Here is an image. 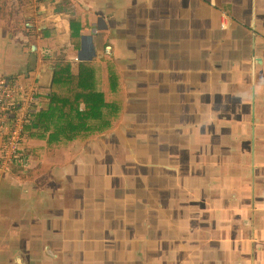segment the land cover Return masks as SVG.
<instances>
[{
	"label": "crops",
	"instance_id": "obj_1",
	"mask_svg": "<svg viewBox=\"0 0 264 264\" xmlns=\"http://www.w3.org/2000/svg\"><path fill=\"white\" fill-rule=\"evenodd\" d=\"M137 53L154 60L142 64L157 106L186 112L170 128L186 126L196 177L163 221L107 204L100 136L70 142L36 176L0 165V264H264V0H0V81L36 87L38 110L57 60L73 72L94 60L105 83ZM25 143L22 156L52 151Z\"/></svg>",
	"mask_w": 264,
	"mask_h": 264
},
{
	"label": "flooded vegetation",
	"instance_id": "obj_2",
	"mask_svg": "<svg viewBox=\"0 0 264 264\" xmlns=\"http://www.w3.org/2000/svg\"><path fill=\"white\" fill-rule=\"evenodd\" d=\"M133 57L124 59L127 64L123 72H119L125 94L123 115L112 131L101 134L99 139L104 143L100 158L96 159H105L107 204L124 209L129 202H134L139 217L149 211L164 221L167 217L164 207L173 200L175 192L182 193L183 186L193 181L188 173L193 166L186 156L178 153L186 126L182 125L176 131L170 128L175 122L187 121V117L186 112L180 115L157 106L149 91L156 78L152 76V69H144L142 64L143 61L150 64L154 60L142 58L138 53ZM153 84L158 85L156 82ZM164 103L169 102L165 99ZM100 166L101 163L97 162L93 169L97 171ZM141 200L147 201V205ZM153 205L157 209H152ZM178 214L182 215L178 212L176 217ZM139 223L136 222V230L145 232ZM118 232L123 234L119 227ZM135 238L133 233L128 242H137Z\"/></svg>",
	"mask_w": 264,
	"mask_h": 264
},
{
	"label": "trees",
	"instance_id": "obj_3",
	"mask_svg": "<svg viewBox=\"0 0 264 264\" xmlns=\"http://www.w3.org/2000/svg\"><path fill=\"white\" fill-rule=\"evenodd\" d=\"M107 68L104 83L101 65L94 60L80 61L76 72L70 61L57 60L49 104L30 115L31 121L24 127L25 140L40 142L41 148L50 151L106 130L121 107L118 75Z\"/></svg>",
	"mask_w": 264,
	"mask_h": 264
},
{
	"label": "built area",
	"instance_id": "obj_4",
	"mask_svg": "<svg viewBox=\"0 0 264 264\" xmlns=\"http://www.w3.org/2000/svg\"><path fill=\"white\" fill-rule=\"evenodd\" d=\"M215 3V0H209ZM245 18L239 22L245 23ZM78 60V57H75ZM7 79L0 81V165L6 167L22 157L21 150L24 148L25 136L23 123L28 114L37 111V89L34 86L25 87L19 93ZM26 111V114H23ZM29 115V116H30ZM24 117V120H23ZM24 139V140H23Z\"/></svg>",
	"mask_w": 264,
	"mask_h": 264
},
{
	"label": "rangeland",
	"instance_id": "obj_5",
	"mask_svg": "<svg viewBox=\"0 0 264 264\" xmlns=\"http://www.w3.org/2000/svg\"><path fill=\"white\" fill-rule=\"evenodd\" d=\"M74 60H75V57H74ZM75 61H77V60H75ZM118 76H119V72H118ZM120 77L121 76H119V85H120L119 87H120V89H119V96H118V100H119V102H121L120 110L117 113L115 119L112 121L111 125L106 130L102 131L101 133L91 135L93 137L96 136L95 138H98L104 132L106 133V132L112 131L114 129L115 125H117L119 123V121H120V119H121V117L123 115V109H124L123 96L125 94H123V91H122L124 89H123V84H122V81H121ZM105 88H106V84H104V89ZM107 96L108 97L110 96L109 92H107ZM23 114H26V111H23ZM29 115L30 114L27 115V117L25 118L26 120L23 123V130H22L23 132H24L25 125H27L31 121V117ZM23 120H24V117H23ZM27 145L24 142L23 147L25 149L27 147L29 148V146H27ZM62 149H64V148L63 147L56 148L55 150H52L49 153H47V156L46 157L44 156L43 158H40L42 153H43V151L41 149H40V151H39V149H35V150L32 151V153H28L26 150H24L26 152V153L24 152V158L17 159L12 164L7 165L6 167H9V166L12 165L13 169H15V168H16V170L19 169V173H20L19 176H27L26 174H28L30 176H36L37 173L43 167L45 168L47 165H51V164H55V163H61V161H63L64 158H67L66 155H62V156H60L61 160L56 159L57 152H61ZM178 153L181 154V155L186 156L187 159L189 160V163H190L189 157L187 156V154L185 153V151L181 147H179ZM177 158H178V155H177ZM197 159L198 158H197V155H196V158H195L196 162H197ZM0 163H1V161H0ZM198 167H199L198 165L194 166V172H188L191 175L192 179H194L196 177V173L195 172H197Z\"/></svg>",
	"mask_w": 264,
	"mask_h": 264
},
{
	"label": "water",
	"instance_id": "obj_6",
	"mask_svg": "<svg viewBox=\"0 0 264 264\" xmlns=\"http://www.w3.org/2000/svg\"><path fill=\"white\" fill-rule=\"evenodd\" d=\"M30 35V34H29ZM28 35V36H29ZM30 37V36H29ZM33 48V47H32ZM48 73H49V82H48V84H47V86L46 87H50L51 86V83H52V79H53V73H54V70H53V67L52 66H49V71H48Z\"/></svg>",
	"mask_w": 264,
	"mask_h": 264
}]
</instances>
